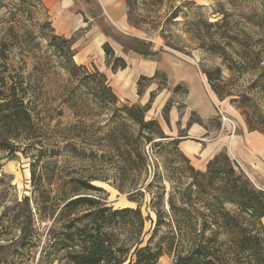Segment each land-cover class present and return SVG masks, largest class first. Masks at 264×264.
<instances>
[{"label": "rangeland", "instance_id": "374dc122", "mask_svg": "<svg viewBox=\"0 0 264 264\" xmlns=\"http://www.w3.org/2000/svg\"><path fill=\"white\" fill-rule=\"evenodd\" d=\"M60 1L0 0V91L4 82L26 89L43 125V146L24 139L5 148L0 145V235H5L0 236V264H70L63 252L46 248L51 222L42 221L35 209L31 163L42 155L37 173L43 171L46 178L57 167L62 175L88 173L93 169L88 160L64 148V127L73 124V135H81L75 142L96 149L107 143L109 131L132 124L119 110L125 104L149 105L146 119H156L166 135L181 138V150L197 169L225 152L257 189L264 190V154L253 158L245 145L237 144L248 130L264 139V131L251 130L248 124L247 111H260L264 118V95L258 89L251 92L259 71L249 70L252 62L242 42L247 41L250 51L264 47V0H125L135 28L130 31L137 37L107 24L95 0H72L69 9L75 11L79 27L68 37H57L52 18ZM90 13L97 16L108 41L104 43L118 51L120 61L106 58L105 50L100 52L103 45H91L95 40L90 37L93 32H87ZM86 45L93 50L81 54ZM81 57L85 64H80ZM154 64L156 69L151 68ZM246 96L254 99L247 101ZM260 141L252 145L260 149ZM107 160L99 156L97 163ZM174 165L171 156L158 157L150 180L157 168L165 171ZM94 184L107 191L114 207L137 206L111 183ZM163 184L171 188L167 178ZM149 198L146 194L142 202L145 232L152 229L148 216L154 218ZM227 208L235 209L230 204ZM262 225L264 217L254 219L252 229L264 238ZM20 228L28 232L29 243L16 240ZM158 264H174V258L164 254Z\"/></svg>", "mask_w": 264, "mask_h": 264}, {"label": "trees", "instance_id": "16d2710c", "mask_svg": "<svg viewBox=\"0 0 264 264\" xmlns=\"http://www.w3.org/2000/svg\"><path fill=\"white\" fill-rule=\"evenodd\" d=\"M242 42L252 62L249 70L259 71L251 92L258 89L264 95V47L250 51L247 41ZM103 48L106 58L121 60L109 44ZM99 75L109 82L104 73ZM3 84L0 145L5 148L24 139L43 146L42 119L32 108L27 90ZM108 87L113 90L110 84ZM114 98H118L116 93ZM119 110L132 124L125 130L109 131L107 143L96 149L75 142L81 135H73V124L64 127L68 132L62 139L67 141L64 148L88 160L93 168L88 173L62 175L63 170L57 167L53 176L46 178L43 171L37 173L42 155L31 163L35 209L42 221L51 222L46 248L51 253L63 252L70 264H158L164 254L173 256L174 264H262L264 238L254 232L252 222L264 217V190L257 189L225 152L212 158L205 170L194 167L180 148L182 139L166 135L156 119H146L149 105L125 104ZM246 114L251 130L264 131L260 111ZM99 156L109 160L97 163ZM161 156H171L175 165L165 171L157 168L150 180L151 165ZM164 178L171 182L169 190ZM98 181L127 193L137 206L114 207L107 201V191L94 184ZM146 194L154 214V218L148 216L152 223L149 232H145L147 218L142 211ZM25 200L29 205V197ZM228 204L235 209H228ZM18 231L16 240L29 243L26 229Z\"/></svg>", "mask_w": 264, "mask_h": 264}, {"label": "crops", "instance_id": "0c3cea01", "mask_svg": "<svg viewBox=\"0 0 264 264\" xmlns=\"http://www.w3.org/2000/svg\"><path fill=\"white\" fill-rule=\"evenodd\" d=\"M95 1L97 2V5H99L102 8V13L99 16L100 17L103 16V18L107 22V24H111V25L115 26L117 28V30L122 32L123 34H126L128 36L130 35L133 37H135V36L137 37L136 34L134 35L130 31V30L135 29V28H133L131 26V24L128 20L127 4H126L125 0H95ZM71 3H72V0H70V1L68 0L67 4L65 3V0L58 2V4H56L58 6V8L56 10H54L55 14L53 15V18H52V20H53L52 23H53L55 33L58 35L64 36V37H68V36L72 35L74 33V31L79 27L78 26L79 20L76 18V15L74 14L75 11L73 9H71V10L69 9V8H71L70 7ZM63 9H68L67 11H65L66 14L63 13ZM89 20H90L89 22L91 23V28L87 32H88V35H90V33L93 32V34H91L90 37H93V40H95V44H91V45H93L94 48L95 47H101L102 45H103L102 47H104V44L108 41L104 38L105 34L103 33V31H101L102 25H99L96 23L97 16H95L93 14H91L89 16ZM93 47L87 46V48H85V51H83V53H81V54H87V52H91L93 50ZM103 49L104 48H100V52L103 53ZM113 51H115L114 53H115L116 57H121L119 55L118 51H116V49H113ZM76 56H77V54L75 55V57ZM81 59L82 60L80 61V64H85V61L83 60L82 57H81ZM140 59L142 61H144L142 57ZM127 63L129 64L128 61H127ZM146 63L153 64L154 62L149 61ZM151 68L156 69V65L155 64L152 65ZM98 70L101 72L100 68ZM107 78H108V76H107ZM181 81L184 82L185 79H183ZM179 82H180V80H179ZM195 129H197V128L195 127ZM243 133H244L243 134L244 137L243 136L238 137L239 141L237 142V144L239 142H241V145H239V147H242V144L245 145V147L249 150V152H251L253 158H255V157L258 158L257 156L263 155L264 154V145H263L264 139H263L262 135L257 133V132H249V130L246 132H243ZM234 138H233V142H234ZM240 138H242V139H240ZM256 139L261 140L260 141V147H261L260 149H257L256 146L252 145V142ZM255 154H257V155H255ZM205 165H206V163H205ZM205 167L206 166H204V168L200 167L199 169L204 170Z\"/></svg>", "mask_w": 264, "mask_h": 264}, {"label": "built area", "instance_id": "2783aa9c", "mask_svg": "<svg viewBox=\"0 0 264 264\" xmlns=\"http://www.w3.org/2000/svg\"><path fill=\"white\" fill-rule=\"evenodd\" d=\"M223 119L225 120V121H227V120H229V121H231L228 117H226L225 115H223Z\"/></svg>", "mask_w": 264, "mask_h": 264}]
</instances>
